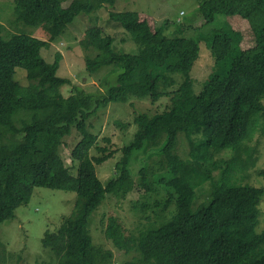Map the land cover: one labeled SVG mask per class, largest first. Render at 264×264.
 I'll return each instance as SVG.
<instances>
[{"label": "trees", "instance_id": "1", "mask_svg": "<svg viewBox=\"0 0 264 264\" xmlns=\"http://www.w3.org/2000/svg\"><path fill=\"white\" fill-rule=\"evenodd\" d=\"M65 1H70L67 7ZM115 2L33 0L16 6V22L33 29L51 25L58 37L80 15L98 13ZM199 4L206 24L214 23L217 15L247 19L256 46L243 51L242 37L235 32L213 35L207 41L214 59L212 73L198 91L190 75L200 55L197 41L169 37L136 12H110L109 20L130 34L137 53H115L112 38H94L98 52L86 58L89 74L104 68L118 73L116 83L97 98L77 88L79 93L65 97L61 89L70 80L57 76L38 56L37 40L26 34L5 38L0 24V144H8L0 156V228L28 204L35 188L77 195L73 213L57 230L45 232L42 245L51 254L39 264L111 263L113 253L95 243L91 234L92 215L109 196L125 198L134 190L130 165L140 154L145 156L139 171L143 197L163 199L153 205V221L145 216L148 226L139 228L137 235L123 234L145 264H264V230L258 231L264 187L231 184L225 176L231 161L217 159L224 152H236L254 135L260 120L264 125V0ZM17 68L25 70L27 86L16 80ZM146 97L153 103L169 97L171 103L162 113L136 116L134 138L121 149L116 175L103 184L96 166L111 159L113 152L98 145L87 121L111 103ZM74 129L82 136L71 155L78 163L76 176L59 154L63 139ZM182 135L189 146L186 159L178 153ZM94 148L99 156H91ZM153 156L159 158L154 167L149 164ZM207 183L212 184L213 198L193 210L198 189ZM172 205L166 218L162 214ZM149 207L142 201L133 210L144 214Z\"/></svg>", "mask_w": 264, "mask_h": 264}, {"label": "rangeland", "instance_id": "2", "mask_svg": "<svg viewBox=\"0 0 264 264\" xmlns=\"http://www.w3.org/2000/svg\"><path fill=\"white\" fill-rule=\"evenodd\" d=\"M32 1L0 0V24L5 28L3 36L8 38L13 34H26L36 39L38 56L52 65L57 76L70 80V84L61 89L65 97L79 93L75 91L77 88L85 92L84 94L97 98L105 94L110 85L116 83L118 73L112 68H104L95 75L89 74L87 70L86 58L93 57L98 52L94 38L102 40L112 38L114 42L112 51L115 53H137V45L130 34L120 24L109 20L110 12H136L153 29L162 30L169 37L178 35L197 41L200 55L190 74L195 80L197 91L212 73L214 59L207 41L213 35L235 32L242 37L243 51L256 46L255 36L247 19L238 15H217L214 23L206 24L199 12V0H116L114 6L106 5L98 13L80 15L58 37L55 35V28L51 25L33 29L16 22V6ZM69 4L70 1H65L64 7ZM176 79L178 82L182 80L180 75H177ZM16 80L22 86L28 85L25 70L16 69ZM170 103L169 97H163L155 103L149 97L132 98L126 104L111 103L90 116L87 121L88 131L97 137L100 147L107 146L113 152L111 159L96 166L97 175L103 184H107L116 175L115 167L121 158V149L134 138L137 131L134 123L136 116L140 114L153 116L162 113ZM81 137L80 132L74 129L70 136L63 139L59 148L65 166L74 176L78 173V163L73 162L71 155ZM105 138H109L110 142L106 143ZM7 147L8 144H0L1 157H4ZM178 153L181 158H188L189 146L183 135L180 136ZM91 156H99L95 148L91 151ZM217 159L231 161L229 171L225 173L231 184L264 187L263 120L255 126L254 135L248 137L236 152H224L219 154ZM144 160L145 156L140 154L136 161L131 162L130 171L135 181L134 190L125 198L109 196L92 215L91 234L95 243L113 253L110 264H145L135 245L124 239L125 233L137 235L139 228L148 226L149 222L145 216H149L153 221L155 219L153 205L156 201L163 200L159 195L143 197L144 192L139 185V171ZM157 161L159 158L153 156L149 164L154 167V162ZM155 169L159 171L158 168ZM215 177H218L217 172ZM213 195L211 183L199 188L193 210L207 205ZM76 199L77 195L73 191L35 188L28 204L19 207L15 211V217L1 225L0 264H39L41 260L48 258L51 253L42 245L44 234L48 230H57L64 218L73 213ZM142 201H147L150 207L144 214L134 212L133 207ZM173 208L172 205L162 215H167L166 218H169ZM259 210L258 231H262L264 230V199L259 204ZM38 260L40 261L37 263Z\"/></svg>", "mask_w": 264, "mask_h": 264}]
</instances>
